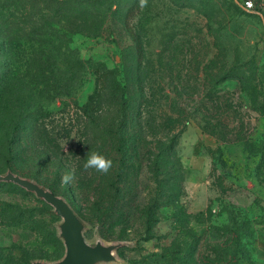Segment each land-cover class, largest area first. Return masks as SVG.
Masks as SVG:
<instances>
[{
	"label": "rangeland",
	"instance_id": "obj_1",
	"mask_svg": "<svg viewBox=\"0 0 264 264\" xmlns=\"http://www.w3.org/2000/svg\"><path fill=\"white\" fill-rule=\"evenodd\" d=\"M243 1L114 0L98 34L74 35L72 44L88 64L71 94L43 98L35 91L36 109H45L43 123L58 133L65 150L90 138L77 105L104 89L108 73L121 80L125 109L139 112L149 149L176 135L184 209L164 205L148 232L141 221L124 228L121 218L93 211L95 195L83 202L56 191L84 222L89 243L120 244L114 260L97 264H264L251 255L256 224L264 220V18ZM37 48L26 43L7 61L0 58V77L7 64L25 85L27 55ZM95 107L100 123L118 117L103 99ZM146 158V180L130 193L138 201H121L116 192L115 209L148 204L141 199L157 185ZM54 171L43 173L53 178ZM127 185L118 187L125 191ZM61 221L34 192L0 181V264L60 260Z\"/></svg>",
	"mask_w": 264,
	"mask_h": 264
},
{
	"label": "trees",
	"instance_id": "obj_2",
	"mask_svg": "<svg viewBox=\"0 0 264 264\" xmlns=\"http://www.w3.org/2000/svg\"><path fill=\"white\" fill-rule=\"evenodd\" d=\"M113 2L0 0V58L7 61V55L17 47L20 50L26 43L38 44V48L27 55L26 77L30 80L25 85L14 80L17 77L11 75L9 65L3 66L5 71L0 77V81L3 80L0 85V173L8 169L21 173L55 192L83 202H90L95 195L91 201L93 211L109 213L110 218H121L124 228L141 221L148 232L161 219L164 205L174 206L179 212L184 209L181 199L184 167L176 151V135H168L165 141L158 140L155 150L149 149L143 127H138L139 112L125 109L121 103L123 90L116 73H108L104 89L91 95L83 105H77L86 118V129L91 136L74 151L64 149L58 141V133L43 123L45 109H36L35 103L37 89L43 98H57L70 95L73 87L82 81L88 61L73 46L74 35L98 34ZM62 66L64 70H61ZM102 99L117 110L118 117L109 124L100 123L96 117L98 109L95 106L101 104ZM131 119L133 123H130ZM92 153L112 161L108 171L90 175L84 163ZM76 156L79 158L73 159ZM145 158L157 185L141 199L147 200L148 204L142 208H125L121 204V209H115L116 192L121 193V201L128 200L131 204L138 201V194L130 193L146 180ZM48 168L55 170L53 178L44 176L43 172ZM69 173L72 178L65 182L63 177ZM162 175L167 178L160 179ZM120 182L128 184L127 190L121 187L120 191ZM251 255L253 257V245ZM220 260L212 264H220L217 263Z\"/></svg>",
	"mask_w": 264,
	"mask_h": 264
},
{
	"label": "water",
	"instance_id": "obj_3",
	"mask_svg": "<svg viewBox=\"0 0 264 264\" xmlns=\"http://www.w3.org/2000/svg\"><path fill=\"white\" fill-rule=\"evenodd\" d=\"M0 181L14 182L34 192L52 205L55 212L62 217L59 228L65 245L64 256L55 262L37 260L33 264H97L116 258V249L120 244H105L102 241L89 243L84 235V222L64 196L11 170L0 173Z\"/></svg>",
	"mask_w": 264,
	"mask_h": 264
},
{
	"label": "clouds",
	"instance_id": "obj_4",
	"mask_svg": "<svg viewBox=\"0 0 264 264\" xmlns=\"http://www.w3.org/2000/svg\"><path fill=\"white\" fill-rule=\"evenodd\" d=\"M112 166V161L110 159L105 158L104 156L92 153L89 155L84 163L85 168H95L100 171H108L109 168ZM72 178V175L66 174L63 179L65 182L69 181Z\"/></svg>",
	"mask_w": 264,
	"mask_h": 264
},
{
	"label": "crops",
	"instance_id": "obj_5",
	"mask_svg": "<svg viewBox=\"0 0 264 264\" xmlns=\"http://www.w3.org/2000/svg\"><path fill=\"white\" fill-rule=\"evenodd\" d=\"M253 258L264 262V220L256 224L253 238Z\"/></svg>",
	"mask_w": 264,
	"mask_h": 264
},
{
	"label": "built area",
	"instance_id": "obj_6",
	"mask_svg": "<svg viewBox=\"0 0 264 264\" xmlns=\"http://www.w3.org/2000/svg\"><path fill=\"white\" fill-rule=\"evenodd\" d=\"M243 5L246 9L256 12L264 18V0H244Z\"/></svg>",
	"mask_w": 264,
	"mask_h": 264
}]
</instances>
